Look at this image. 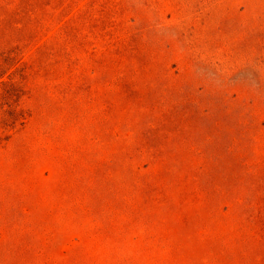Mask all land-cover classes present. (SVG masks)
Here are the masks:
<instances>
[{"label": "rangeland", "instance_id": "obj_1", "mask_svg": "<svg viewBox=\"0 0 264 264\" xmlns=\"http://www.w3.org/2000/svg\"><path fill=\"white\" fill-rule=\"evenodd\" d=\"M0 264H264V0H0Z\"/></svg>", "mask_w": 264, "mask_h": 264}, {"label": "trees", "instance_id": "obj_2", "mask_svg": "<svg viewBox=\"0 0 264 264\" xmlns=\"http://www.w3.org/2000/svg\"><path fill=\"white\" fill-rule=\"evenodd\" d=\"M8 94L10 95V99H14L17 95H18V89L14 86V85H11L9 91H8ZM11 106V104H10ZM10 113V119H6V124L9 123V121H11L12 123H15L18 119H20L23 114L21 113H17V111L15 109H13L12 111L9 112Z\"/></svg>", "mask_w": 264, "mask_h": 264}]
</instances>
